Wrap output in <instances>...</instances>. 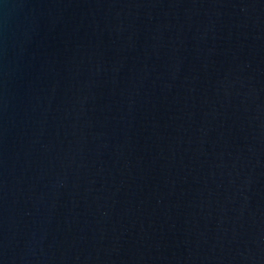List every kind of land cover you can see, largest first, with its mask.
Segmentation results:
<instances>
[{
    "label": "water",
    "instance_id": "water-1",
    "mask_svg": "<svg viewBox=\"0 0 264 264\" xmlns=\"http://www.w3.org/2000/svg\"><path fill=\"white\" fill-rule=\"evenodd\" d=\"M0 264H264V0H0Z\"/></svg>",
    "mask_w": 264,
    "mask_h": 264
}]
</instances>
